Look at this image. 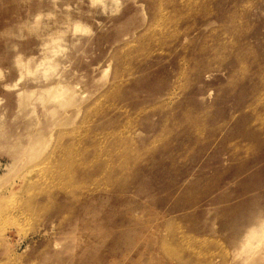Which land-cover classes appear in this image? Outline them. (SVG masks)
I'll list each match as a JSON object with an SVG mask.
<instances>
[{"label":"rangeland","instance_id":"1","mask_svg":"<svg viewBox=\"0 0 264 264\" xmlns=\"http://www.w3.org/2000/svg\"><path fill=\"white\" fill-rule=\"evenodd\" d=\"M54 82L76 102L51 116L35 97ZM0 176V264H243L264 0H0Z\"/></svg>","mask_w":264,"mask_h":264},{"label":"bare ground","instance_id":"2","mask_svg":"<svg viewBox=\"0 0 264 264\" xmlns=\"http://www.w3.org/2000/svg\"><path fill=\"white\" fill-rule=\"evenodd\" d=\"M95 1H103V0H95ZM41 65L43 66V68H41L43 75L45 74L48 75L49 72L51 73L53 71L55 72L58 66L55 61H48V62L46 61L44 63L39 64L40 67ZM21 68H22L21 71H24L25 73L28 74L38 71L37 66L36 69L34 70L30 68L28 63L21 64ZM51 76L52 75H50V77ZM35 92L36 91L28 92L26 90L19 91L18 95L20 96L21 105L26 106L28 104V101L32 97H34ZM35 99L41 102L42 106L44 107L47 106L46 113H48L51 116H55L57 114V110H58L57 107L65 109L70 105H74V103L76 102L74 96V90L69 86H65L61 82H54L53 84L47 87L41 88L40 92L38 93V95H36ZM47 102L54 103V105L55 104L56 105L52 107L51 105H47L48 104ZM41 140L43 141V139H40V135L35 134L32 136V140L29 141L27 146L21 144V146L20 145L15 146V149L17 150L18 148H20L21 152L23 151L22 154H26L30 158L31 154L34 156L41 151V148L43 146V142ZM11 168L12 165L10 167L6 165L4 170L9 171ZM3 177L0 176V180L3 179ZM263 248H264V219H262L257 225H254L253 227L251 226V228L246 233L244 240L241 242L240 248H238L237 251L235 250L236 251L235 255L242 259V261L244 262L243 264H260L263 256L259 255L258 252H260Z\"/></svg>","mask_w":264,"mask_h":264}]
</instances>
